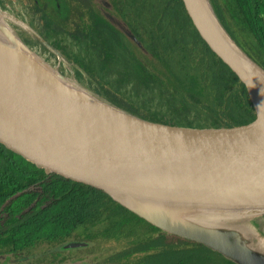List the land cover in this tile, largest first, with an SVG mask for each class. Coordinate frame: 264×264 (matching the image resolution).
I'll return each instance as SVG.
<instances>
[{
	"label": "trees",
	"instance_id": "16d2710c",
	"mask_svg": "<svg viewBox=\"0 0 264 264\" xmlns=\"http://www.w3.org/2000/svg\"><path fill=\"white\" fill-rule=\"evenodd\" d=\"M50 1L0 0V14L31 51L98 100L173 125L245 128L262 121L257 101L252 95L255 118L244 83L199 35L182 0H108L104 8L128 34L95 0ZM208 1L264 70V0ZM254 132L264 135V122ZM193 209L204 210L215 228L264 237V208ZM163 212L170 213L167 226L0 149V264H238L171 230L176 217L171 208ZM72 241L86 245L56 249ZM35 250L49 252L31 261Z\"/></svg>",
	"mask_w": 264,
	"mask_h": 264
},
{
	"label": "water",
	"instance_id": "95a60500",
	"mask_svg": "<svg viewBox=\"0 0 264 264\" xmlns=\"http://www.w3.org/2000/svg\"><path fill=\"white\" fill-rule=\"evenodd\" d=\"M182 2L199 35L244 83L254 106L245 77L264 91V70L231 39L208 0V10L230 44L216 37L195 0ZM4 23L20 45L33 52ZM254 110L256 118L255 106ZM120 112L127 119L50 115L33 109L22 96L15 99L0 92V149L70 183L122 201L143 216L131 204L264 208V136L237 132L244 126L173 125ZM177 221L171 230L238 264H264V254L230 238L229 231L195 223L181 226ZM83 245L86 243L72 241L64 248Z\"/></svg>",
	"mask_w": 264,
	"mask_h": 264
},
{
	"label": "bare ground",
	"instance_id": "6f19581e",
	"mask_svg": "<svg viewBox=\"0 0 264 264\" xmlns=\"http://www.w3.org/2000/svg\"><path fill=\"white\" fill-rule=\"evenodd\" d=\"M195 2L203 11L209 24L213 27L216 37L223 43L230 44L228 38L216 25L217 23L210 14L205 0H195ZM245 79L253 97L261 108L263 118L261 122L253 126L240 128L237 132L247 135H257L254 132L255 127L264 122V91L246 77ZM50 81L59 82L68 89L76 91L79 94L81 93L80 95H91L72 81L59 75L38 55L23 48L0 16V92L2 95L15 99L22 96V99L24 97V99L30 102L33 109L50 115L96 120L127 119L120 111H105L74 98L59 95L45 88V83H49ZM113 108L116 109L115 107Z\"/></svg>",
	"mask_w": 264,
	"mask_h": 264
},
{
	"label": "rangeland",
	"instance_id": "374dc122",
	"mask_svg": "<svg viewBox=\"0 0 264 264\" xmlns=\"http://www.w3.org/2000/svg\"><path fill=\"white\" fill-rule=\"evenodd\" d=\"M53 3H52V2ZM51 4L55 5L54 0H51ZM101 7L104 8V6H109V1L108 0H95ZM61 9L65 15V10L66 6L64 5V2H61L60 4ZM105 9V8H104ZM106 14L115 22L117 23L120 27L124 29L126 34H128V30L124 27L125 25L115 18L108 10L105 9ZM5 21V20H4ZM6 22V21H5ZM23 46V45H22ZM45 88L52 90L53 92L62 95V96H68L71 98H74L80 102H83L85 104H88L90 106L96 107V108H101L102 110L105 111H110V112H117L118 110L114 109L112 106L103 103L102 101L98 100L97 98L91 96V95H80L78 92L73 91L71 89H68L64 85L60 84L59 82H54L50 81L49 83H45ZM79 95V96H78ZM97 102V103H96ZM99 103V104H98ZM103 106V107H101ZM108 107V108H107ZM105 108V109H104ZM111 108V109H110ZM131 206L138 210L140 213L144 214L146 217L149 219L155 221L156 223H159L163 226H167V221L169 220V214H166L163 211H166V208L164 207H158V206H151V205H141V204H131ZM172 209V216L176 217L177 222L182 226L183 223H195L200 226H203L205 228L209 229H215L213 226V222L211 217L204 211V210H195L193 208H171ZM179 225V226H180ZM177 229V226H176ZM222 232V230H220ZM232 238H234L237 242L240 244L256 251L261 254H264V237L261 239V237H258L257 235L251 233V232H245V233H234L231 234L229 233ZM77 242V241H74ZM66 248L70 249L71 252H74L75 248ZM56 249H61L63 250V246H59ZM49 251H41V250H35L32 254V256L29 257L31 261H35L36 259H39L42 257V255L48 253ZM8 260V259H5ZM4 264H26L25 261H18V260H9L5 261Z\"/></svg>",
	"mask_w": 264,
	"mask_h": 264
}]
</instances>
